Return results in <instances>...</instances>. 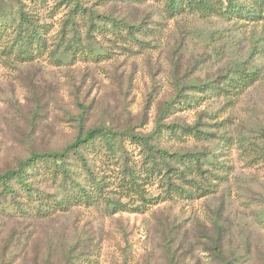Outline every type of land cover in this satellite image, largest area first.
I'll return each instance as SVG.
<instances>
[{
    "label": "rangeland",
    "instance_id": "1",
    "mask_svg": "<svg viewBox=\"0 0 264 264\" xmlns=\"http://www.w3.org/2000/svg\"><path fill=\"white\" fill-rule=\"evenodd\" d=\"M21 2L42 48L24 60L0 53V173L103 127L208 154L216 178L210 195L174 196L148 177L142 144L125 137L111 154L97 142L83 150L100 182L93 201L29 219L1 198L0 264H264V13L168 16L163 0H85L91 20L75 18L63 37V0ZM107 19L136 30L113 33ZM238 69L252 82L226 83ZM37 182L52 203L56 185Z\"/></svg>",
    "mask_w": 264,
    "mask_h": 264
},
{
    "label": "trees",
    "instance_id": "2",
    "mask_svg": "<svg viewBox=\"0 0 264 264\" xmlns=\"http://www.w3.org/2000/svg\"><path fill=\"white\" fill-rule=\"evenodd\" d=\"M0 53L13 55L21 60L29 59L35 52L39 53L42 48V37L40 28L35 26L32 19L23 10L21 0H0ZM69 8V15L65 25H70V30H63L64 36L74 33L73 21L75 18L87 17L91 20L93 12L91 9H84L82 5L85 0H63ZM164 11L168 16L180 14L182 12L197 13L202 18L213 13H218L226 18L246 16H260L264 13V0H163ZM15 4V7L13 6ZM108 29L113 33H118L120 28L125 30L134 29L122 22L116 23L115 20L107 19ZM128 37H132L130 31ZM9 36L11 40L9 41ZM12 36V37H11ZM62 37V38H63ZM89 50L88 52H91ZM83 52H85L83 50ZM254 77L247 72H236V78H226V83L236 86H243L252 82ZM189 88L199 89L194 85ZM209 91H214L209 87ZM184 99V96H183ZM182 99V101H183ZM181 101V102H182ZM166 109L161 110L164 114ZM160 122H156V130L161 133ZM185 133L194 136H202V139L209 140L202 132L196 128H188ZM150 135L134 136L109 128L97 127L90 128L80 133L68 146L59 151L45 153L30 152L28 157L20 160L15 168L8 169L0 173V200H9L14 205V216L29 219H46L55 214L67 213L71 202L81 200L84 202L93 201L99 197L100 182L90 171L88 159L83 150L87 147L95 146L101 142L103 148L109 153L115 154L121 146L120 143L126 137L136 140L144 146L147 159L148 177L159 176L167 186V192L174 196L185 199L192 197H205L214 193L213 174L214 164L210 155L201 152H186L170 154L163 149L157 148L150 143ZM177 165L178 167H172ZM43 168L47 177L36 174ZM212 168V169H211ZM126 174L132 178V171L126 169ZM50 180L56 185L55 193L52 194L53 202L49 203V196L42 195L35 184L37 181ZM91 185L86 186L85 181ZM179 183V186L176 185ZM164 187V184L161 183ZM184 186H187L184 188ZM95 194V195H93ZM3 202L0 201V205ZM46 203V204H45ZM215 243L213 252L219 256L221 250ZM69 254V253H68ZM71 255V254H70ZM72 256V255H71ZM72 258V257H71ZM74 259V258H73ZM227 264V263H223Z\"/></svg>",
    "mask_w": 264,
    "mask_h": 264
}]
</instances>
